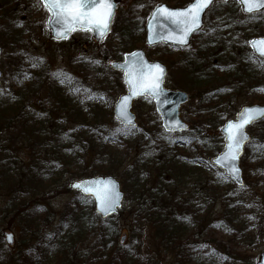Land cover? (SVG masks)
I'll return each instance as SVG.
<instances>
[{"label": "trees", "instance_id": "1", "mask_svg": "<svg viewBox=\"0 0 264 264\" xmlns=\"http://www.w3.org/2000/svg\"><path fill=\"white\" fill-rule=\"evenodd\" d=\"M168 2L171 6L177 7L184 5L187 0H168ZM232 4L234 3L230 2L229 6ZM223 9L225 14L222 12ZM239 12L238 5L229 9L227 6L220 4L213 15L217 18L221 16L219 14H223L222 17H224L225 23L222 26L233 31V37L242 36L245 33L243 29L247 25L263 26L264 12L251 16H243ZM207 27L208 30L205 36L202 37V41L197 38L193 39V43L187 49L188 57L179 56L175 58L169 55L162 59L176 67V71L183 72L189 82L186 90L190 93L189 102L192 100V102H196L191 112L194 117H199L207 112L219 96L222 95L223 97L226 94L233 96L236 90H241L244 86L246 88L262 87V94L264 95V61L253 56L247 45L240 47L239 44L242 40L243 43H246L245 40L248 36L238 38L237 42L234 41L229 46L224 41L225 36L216 33L215 30H218L217 23ZM16 32V28H0V44L7 51L9 50L6 58L9 60L8 66L11 68L7 71L11 79L10 86L3 94L4 97L0 98V130L4 128L10 132L14 129L22 137L30 138L35 145L31 147V149L35 148L31 152L33 160L35 159V162L32 163H40L39 166L42 169H38L36 165L24 164L23 166L26 167L22 172L24 181H17V186L13 183L11 185L8 178H6L7 175L4 174V168L7 165L3 163V158H6L7 161V154H5L6 149H3L1 157L3 154L5 156L2 157L0 163V186L4 187L5 184L11 186L9 191L12 194L45 187L46 182L50 181L53 174L55 161H63L70 153H74L73 147L81 149L82 143H87L85 140L82 143L75 140L74 132L67 130L65 126L62 128L59 118H54L49 123L50 126L47 124V129L52 130V143L47 141L44 137L47 134L46 131L44 129L40 130L39 127L40 114L35 110H31V106H26V101L23 98L30 94V90L36 91L41 87L47 90L49 106L54 108L56 113H64L65 111L68 115H71L72 112L75 115L78 113V108L84 106L83 98L85 96L90 97L87 103L93 102V98L97 96L96 92H93V89L87 86L85 79H78L76 75L72 76L66 70H53L46 60L27 55L22 48L23 36ZM253 34L249 37H252ZM98 54L100 59L102 58L104 61L110 58L105 48ZM216 61L217 65L214 64ZM75 63L80 73L82 71L81 65ZM87 66V64H83V71ZM236 80L237 85H235ZM121 90L125 91L123 85H121ZM144 99L147 98L144 97ZM257 102L264 104V96L257 99ZM112 103L113 99L110 100L107 95L106 107L111 109ZM84 110L83 107L80 116H82ZM88 112L89 114L92 113L91 111ZM233 116L225 115L223 118L214 119L212 122L216 123V127L219 128L221 124L223 125L224 119H230ZM95 119L94 116L90 115L89 118L82 119V125H85L88 121L94 122ZM206 123V118L203 121L198 120L195 124L192 123L187 132L182 134H167L161 129L159 136H154L156 131L146 125L135 129L112 126L105 133V138L101 144L96 147L98 158L93 166L98 167L95 169L98 173L110 176L111 173H116L126 166L127 162L131 161L130 166L124 171L127 177H124V180L131 189L127 192V196L133 195L138 201L139 209L135 211V214H137L135 217L144 218L153 223L157 218L158 220L161 219V222L156 224V235L165 248L175 249L172 251L177 253L176 257L185 259L187 264L195 259L194 245L196 241H194V236L185 237V235L188 230H194L200 226L205 230L209 229L210 236H220L221 240L229 242L227 249L221 252L220 256L214 255L216 260L219 261L217 263L235 264L238 261L232 258L231 253L238 256H244L245 254L238 252L242 240L239 238L240 234H247L252 230L251 233H254L257 238L264 235V219L255 218L250 207L247 208L244 205V201L251 200L253 196L256 199H261V201L264 200V191L259 192L257 195L256 192H252V189L256 188L260 182H264V119L252 126L257 135L251 138L244 152L242 160L245 175L244 185L243 187L233 186L239 192L241 203L238 206L232 203L231 200H225V207L218 215H213L211 209L206 212L205 205H203L206 202L207 204L211 203L213 206V195L217 187V184L207 174L213 171L212 173L222 181L219 184L221 186H227L228 184L232 186V184L220 169L214 168L210 164V159L222 149L223 136H220L217 132H215L216 134L213 132L209 134L206 130ZM112 138L120 139L126 148L123 159L120 154L117 155L104 149V146ZM196 140H199L200 144L204 146V151L201 152L203 158L199 156L200 153L197 148L194 145L192 146ZM146 145H151L152 151H146ZM188 147L192 150L190 156L184 151ZM38 148L39 150L44 148L46 152L51 151L53 153L51 160L44 158L42 164L37 153L39 152ZM134 148L138 150V154L131 156V151ZM124 161L126 163L122 164ZM13 162L15 161L12 160ZM195 166H202L199 171H202V173H199L196 178L197 185L193 186L191 191L188 192L185 188L181 189L182 180L178 179L177 181L175 176L179 173L192 171ZM152 170H154V175H150ZM200 184L202 190L195 193L196 187ZM250 193L253 196H249ZM191 195L194 197L200 195L201 202L194 203ZM203 199L205 200L204 203H202ZM84 201L89 204L90 214L93 215L96 221V223H91L89 229L82 225L81 217L73 215L72 212L66 215L72 218L71 225L74 228L83 227L81 229L82 233L84 235L88 233L94 235V240L91 242L90 248L81 252L75 251L73 245L68 247L61 240L56 253L60 264H144L145 260L140 245H135L134 248L116 246L118 231L116 223H111L114 216L105 220L100 219L94 214L92 200L83 197L80 193L77 200H74L72 204L75 208H80V202L84 203ZM14 203L15 200L9 201L3 211H9L13 206L16 207L15 214H19V209L26 208L28 204L27 202L26 204L25 202L17 204V200ZM147 203H150V208L146 209V206H141L143 204L147 205ZM197 206H200L201 209H198ZM203 210L204 212L201 214ZM200 222L203 223L200 224ZM243 226L245 227L244 230L251 228L248 231H242L240 228ZM59 230L58 228L49 237L54 239V235L58 234ZM1 237L0 234V241L2 240ZM32 247L18 254L16 260H13L10 252L0 250V264H32V260H36L41 252V248ZM109 248L111 253L104 254ZM44 253H47V250H44ZM197 262L201 264L198 260Z\"/></svg>", "mask_w": 264, "mask_h": 264}, {"label": "rangeland", "instance_id": "2", "mask_svg": "<svg viewBox=\"0 0 264 264\" xmlns=\"http://www.w3.org/2000/svg\"><path fill=\"white\" fill-rule=\"evenodd\" d=\"M160 3L168 4L166 0H121V3L116 8V14L113 19L114 22L110 31L111 33L104 40V45L102 46L94 42L92 33L86 31L74 32L68 41L61 42V44L54 42L51 35H49L46 24L50 14H48L42 5L41 0H0V28H16V33L23 36L22 48L27 55L46 60L53 70H66L70 75H76L78 79H85L87 86L92 88V91L96 92L97 96L102 95L101 97L95 96L93 102L90 101L89 103L87 102L90 97L85 96V98H83L84 106L78 108V113L75 115L73 112L71 115H68L65 111L64 113L60 112L61 114L56 113L55 109L49 106L47 90L41 87L36 91L30 90V94L23 98V100L26 101L25 105H31V110H35L40 114L39 127L40 130L44 129V131H46L47 134L44 137L47 141L52 143V130L50 128L47 129L48 126H50L49 123L52 122L54 118H59V122L62 123V128L65 126L67 130L74 132L75 140L80 141V143L85 140L87 143H82L83 145L81 144V149H75L73 147L72 150L74 153H70L63 161L58 162L56 160L52 172L53 174L49 181L50 183L46 182V185L43 188L30 190L29 192L25 190L18 194L15 192V195L13 196L12 192L9 191L11 186H6L4 188L0 186L1 251H8L13 255H18V253L23 250L21 248L22 245L33 246L37 244L38 240L42 239V237H47L49 239V236L58 228L60 230L58 234L54 235V240H52V238L48 240L51 249L49 254L44 258H39L40 260L37 262L38 264H60L53 249L61 240L65 241L68 246H75V251L81 252L90 248L91 242L94 240V235L89 233L84 235L81 231L83 227L74 228L71 225L72 218L67 217L66 214L72 212L73 215L81 217L82 225L88 229L91 227V223H96V221L93 215L90 214V207L86 201H84V203L80 202V208L74 207V204L72 203L74 200H77L78 193L71 191L70 185L73 181H78L90 176L97 177L99 175H107L104 173H98L95 171L98 167L93 166L98 158L96 155V147L104 140L105 133H107V130L110 129V127L121 126L113 117V105L117 101L119 95L125 92L121 90V85H123L122 74L112 71L107 64V61H120L127 52L136 48H141L143 45V41H141L142 31H140L141 19L145 13L148 15L152 8ZM219 4L214 5V7L209 10L206 16V28L204 27V32L197 37L199 41H202V37L205 36V33L208 30L207 26L213 25L216 21V17H214L213 13L219 8ZM223 6H227L229 9L234 7V5L229 6V4ZM222 12H225V10L223 9ZM144 23L145 22L142 24V28L144 27ZM216 23L219 27V30H215L216 33L220 32L221 35L226 36L227 32L222 26L225 23L222 15ZM262 25V27L255 24L247 25V27L243 29L245 33L242 36L237 35L234 37H231L233 31L229 32L230 29H228L227 31L230 36H226V40L234 43V41L237 42L238 38L248 36L246 37L247 41L245 40L246 43H243V40L239 42L240 47H244L245 45L248 47V43L252 37H263L264 23H262ZM252 33H254L253 36L249 37ZM0 47L2 48L0 69L4 73L0 84V98L2 99L4 97L3 94L10 86L11 79L7 73L10 68L8 66L9 60L6 58L9 50L7 51L1 44ZM104 48L110 56L105 62L100 59L98 54V52H101ZM144 52H146V56L150 61H159L168 67L162 58L165 53L171 51H167L160 47H146ZM173 54L177 56V54ZM179 55L188 57L189 53L185 52ZM83 60L85 61L83 62ZM76 61L83 62L79 63L82 70L80 73L77 70L78 67L76 68ZM83 64L88 65L84 71ZM214 64L217 65V61ZM236 83L237 80L235 81V85H237ZM165 86L167 89L173 88L176 90H184L188 93L186 88L189 86V82L186 80L183 72H177L176 67L169 66ZM262 90V87L246 88L244 86L241 90H236L233 93V96L226 94L222 97L221 95L218 97L217 101H214L211 104V108L199 117H194L191 113L193 106L196 104V102H192V100L185 106L181 107L180 114L189 126H192V123L195 124L198 120L203 121V119L206 118V130L208 133L212 134V132H217L222 136L220 134L222 124L217 128L216 123H213L212 121L214 119L217 120L223 118L225 115H235L240 108L245 106H252L255 104L264 105L257 102V99L264 96ZM107 95L110 100L113 99L111 109L105 105ZM132 106V112L137 120V127L145 125L149 126L153 131H156V135L154 136H159V131H161L162 126H160L159 115L155 112L153 103H151L149 99L140 98L135 101ZM83 107L85 110L82 116H80V111ZM86 109L92 113H87ZM90 115L96 118L95 121H88L85 125H82V119H86V117L89 118ZM248 131L254 137L257 135V132H255V129L253 128H249ZM151 133L153 132L151 131ZM221 144L223 148V141ZM193 145L200 153L199 156H202L203 158L204 156L202 153L204 151V146L200 144L199 140L194 141L192 146ZM32 146H35L34 142L30 138L27 139L22 137L16 132V130L12 129L10 132L4 128L0 130V163L2 162V157L5 156L3 154L1 157V153L3 149H6L5 154H7V161L6 158H3V163L7 166L4 168V174L7 175L6 178H8L11 185L12 183L13 185H16L19 180L24 181L22 174L25 168V166H23L24 164H31V166L36 165L38 169H42V167L39 166L40 163H32L35 162L31 153L35 148L31 149ZM146 148V151H152L151 145H146ZM104 149L108 152H114L117 155L120 154L122 159L126 153V148L123 143L120 139L116 138H112L111 141H108L104 146ZM184 151L190 156L192 150L188 147L185 148ZM37 153L41 163L44 158H49L51 160L53 154L51 151L46 152L44 148ZM135 154H138L136 148L131 151V156ZM12 160L15 162L12 163ZM125 163L126 161L122 164ZM130 163L131 161L127 162L126 166L121 170L110 174L120 182L121 188L125 193L123 207L119 214L113 217L111 222L116 223L118 231L116 246L121 248H134L135 245H140L141 253L145 260L144 264H187L185 259L176 257L177 253L172 251L175 249L171 248L172 250H169L159 242L156 235V224L161 222V219L158 220L157 218L153 223L148 222L144 218L135 217L137 215L135 214V211L139 209L138 201L133 195H130L129 197L127 196V192L129 190L131 191V189L126 185V181L124 180V177H126L124 171L127 170ZM240 165L242 166V174L244 175V165L242 161L240 162ZM201 167L202 166H195L192 171L184 172L183 174L179 173L175 176L177 181L178 179L182 180L181 189L185 188L186 191L189 192L193 186L197 185L196 178L199 176V173H202V171L199 172ZM212 172L210 171L207 175L208 177H211V180H213L215 184H217L213 195L214 203L212 206L211 203L207 204L204 199L202 203L205 202L203 205H205L206 212L208 209H211L213 215H218V213L225 207V200H231L232 203H235L238 206L241 203V200L239 199V192L235 190L233 184L232 186L229 184L227 186L219 185L222 181ZM122 174H124V176H122ZM150 175H154V170L151 171ZM48 183L50 184L49 186ZM196 189L195 193L199 192L198 190H202L201 184L198 185ZM262 191H264L263 181L260 182L256 188L252 189V192H256V195ZM191 196L194 199V203L201 202L200 195H197L196 197L193 195ZM249 196H253L252 193H250ZM11 199H14L15 203L17 200V204L23 202H25V204L27 202L28 204L26 208L19 209V214H15L16 207L13 206L9 211H3ZM244 205L247 208L250 207L254 212L255 218L264 219V200L261 201V199H256L253 196L251 200L244 201ZM141 206H146V209L151 207L150 203ZM197 208L201 209L200 206H197ZM203 212L204 210L201 214ZM202 223L203 222H200V224ZM250 228L251 227L244 230L245 227L243 226L240 229L242 231H248ZM208 230L209 229L205 230L203 227L199 226L194 230L187 231L185 237L193 235L194 241H196V244L194 245V251L196 252L195 259L188 264H198L197 260L201 262V264H218L217 262L219 261L216 260L214 255L220 256V253L227 249L229 242L221 240L220 236H210ZM6 232L13 235L14 246L11 248L5 244L3 239V233ZM251 232L252 230L247 232V234H240L239 238L242 240L240 241L241 246L238 252H243L245 254L244 256H238L231 253L232 258L238 261L237 263L235 262V264H252V262L255 261V258L264 251V235L261 238H257V236ZM123 234H127V237L124 244L121 245L119 244V240ZM161 234L162 232L160 235ZM190 243L194 244L193 242ZM110 253L111 249L109 248L104 254ZM35 263L36 262L32 261V264Z\"/></svg>", "mask_w": 264, "mask_h": 264}, {"label": "water", "instance_id": "3", "mask_svg": "<svg viewBox=\"0 0 264 264\" xmlns=\"http://www.w3.org/2000/svg\"><path fill=\"white\" fill-rule=\"evenodd\" d=\"M219 1H227V0H210L207 6L200 12L199 14V22L196 25L191 26V30L185 32V24L180 21L179 16H169L167 13L163 11H157L160 8H167L169 10H175L176 12H180L189 6L193 0L188 3L184 7L172 8L165 4H160L155 6L154 10L151 12L149 17L146 19L144 31H146L145 36V44L147 46H156L159 43L170 44L176 47H188L191 41V36L199 32L203 26L204 15L209 9L210 5L214 2ZM239 5H241V9L243 14L251 15L256 13H261L264 10V5H261L258 8L253 9L252 11H248L246 9V5L244 0H236ZM114 7L112 8V15L109 19L105 21L106 28L104 24H101L100 28H97L93 24H82V23H66L65 20L57 16L54 11H50L45 5L43 0L44 7L49 12L50 17L47 21V27L49 32L52 35V38L55 41L61 42V40H68L71 36V33L75 30L80 31H90L93 33L94 39L97 43H102L104 38L110 33L111 25L113 23V17L115 15V8L118 0H111ZM264 40V36L260 38H253L250 41L249 47L254 52V54L258 57L264 59V54L261 53L257 49V47L253 46V41ZM2 49L0 48V55ZM137 54L135 56L131 54ZM113 70H117L123 72V84L126 85V93L120 95L117 99V102L114 104L113 116L117 121H120L121 124L125 127L135 128L136 126V116L131 112V104L133 101L137 100L139 97L147 96L150 97L155 105L156 111L159 113L161 117V125L164 130L168 133L172 132H182L187 130L188 125H186L183 121L180 120L179 109L182 104H185L188 100V94L183 91H175V90H166L164 87V78L167 74L166 67L161 63H150L146 59L145 53L142 50L136 49V51H132L127 54L122 62H113L110 63ZM159 65L160 69H156L153 66ZM162 69V75L158 81V87L154 89H149L145 87H140L138 82L143 81H152V77L155 75H159L160 70ZM2 75V71L0 70V78ZM1 82V80H0ZM135 93V94H133ZM124 97H129L126 101L127 107L124 109L125 115L121 114L120 104ZM246 108H258L264 109L262 105H252L245 106L241 108L236 114L235 119H230L225 122L224 126L221 129V133L225 136V146L224 150L217 154L215 158L211 160V164L213 166H217L222 171H224L225 175L229 177V179L236 185H243V177L242 170L239 165L240 157L243 155V150L246 142L249 141L250 135L246 131V128L255 123L256 120L264 118V115H257L255 119L251 122L244 124L243 126V134L244 139L240 143L239 149L234 151L235 159H225V154L228 152L227 145L230 141L227 139V132L225 131L229 122H235L237 120L238 115L242 112V110ZM79 185V186H77ZM71 188L73 190L79 191L85 197H91L94 203V211L102 219H107L112 215H117L119 210L123 206L124 200V192L120 188V183L116 181L112 176H99V177H88V179H83L78 182H73L71 184ZM104 188H109L112 190L113 198L115 203L108 210H104V206L101 203V200L98 199V190H103ZM87 189V190H86ZM125 235L120 239V243L122 244ZM5 239L8 244H13L12 234L6 233ZM257 261L254 264H264V252H262L256 259Z\"/></svg>", "mask_w": 264, "mask_h": 264}, {"label": "snow or ice", "instance_id": "4", "mask_svg": "<svg viewBox=\"0 0 264 264\" xmlns=\"http://www.w3.org/2000/svg\"><path fill=\"white\" fill-rule=\"evenodd\" d=\"M43 2L50 11H54L57 16L62 17L66 23L93 24L97 28H100L101 24H104L106 28L105 21L111 17L112 8L114 7L111 0H43ZM209 2L210 0H193L189 6L179 13L167 8H160L157 11H163L170 17L179 16L180 21L185 24V32H187L191 30L192 25L198 24L199 14ZM244 3L246 9L252 11L264 5V0H244ZM252 43L254 47H257L264 54V40L253 41ZM131 55L135 56L137 54L134 53ZM153 67L160 69L159 65H154ZM161 75L162 69L159 75L152 77V81L141 80L138 82V85L149 89L157 88ZM128 99L129 97H124L121 101L120 109L122 115H125L124 109L127 107L126 101ZM257 115H264V109L246 108L238 115L235 122H229L225 131L227 132V139L230 143L227 145L228 152L225 154V159H235L234 151L239 149L240 143L245 138L243 126L255 119ZM98 199L101 200L105 211L115 203L112 190L109 188L98 190Z\"/></svg>", "mask_w": 264, "mask_h": 264}]
</instances>
